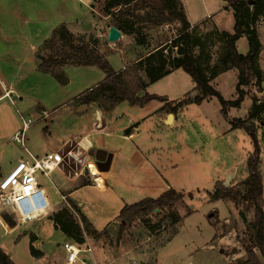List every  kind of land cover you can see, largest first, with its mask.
<instances>
[{"label": "rangeland", "instance_id": "1", "mask_svg": "<svg viewBox=\"0 0 264 264\" xmlns=\"http://www.w3.org/2000/svg\"><path fill=\"white\" fill-rule=\"evenodd\" d=\"M104 2L93 0V9L100 15ZM183 2L192 23L189 34L198 41L195 46L190 44L198 64L212 66L224 54L222 36L213 25L224 33H232L233 12L227 0ZM79 9L86 24L89 16L87 8L75 0H0V87L14 91L13 95L9 93L6 98L0 99V177L7 175L18 159L27 160L26 150L39 157L56 153V146L69 135H77L79 130H89L93 126L95 106L91 105L81 113L75 112V106L82 104L77 98L101 82L104 74L96 67L66 66L63 72L67 83L62 86L50 75L40 73L36 60L38 38L33 36L31 28L33 19L42 17L43 13L50 14L51 27H56L73 18ZM41 22H37L39 27ZM142 26V23L136 22L135 31L129 38L122 37L110 43V47L102 45L105 38L77 39L82 45L95 43L97 52L114 71L126 65L128 60L137 59L144 51L155 50L165 41H168L171 56L177 55L176 49L172 47L179 37L177 24L154 29H144ZM106 27H100L97 34L106 33ZM261 27L259 20L256 30ZM240 40L236 44L237 50L245 53L246 44L243 39ZM37 54L43 59L42 51L38 50ZM251 87L244 89L248 98L252 99L251 106L259 101L263 104L264 93H260L261 88ZM214 88L224 100H233L234 82L229 74L219 79ZM191 89L189 76L179 71L151 84L145 93L158 97L168 95L174 102L182 92L179 99H186L183 97L186 93L187 98L192 99L196 93L191 92ZM205 100L199 105L187 103L172 126L162 121L168 111L164 107L159 109L158 100L142 108L122 103L103 116L108 124L106 134L92 136L90 142L96 150L109 148L117 150L119 154L109 170L111 175L106 181L107 192L88 187L72 197L79 203V212L98 233L97 237L88 236L81 249L90 248L100 262L107 255H113L119 247L135 252L136 258L129 254L114 264H130L134 258L132 264H238L245 260L243 244L249 242L254 221L253 210L246 209L239 200L212 202L210 197L215 184L224 187L228 178L227 188L234 187L242 191V186L234 184L248 176L245 159L252 153L254 146L243 129L226 130L223 121L226 116L222 115V107L216 98ZM39 107L44 113L39 112ZM246 109L229 110L226 115L230 119L243 118ZM259 119L264 120V107ZM28 120L35 124L20 136L23 121ZM129 121L141 125L138 137L131 142L123 140L125 132L131 127ZM253 126L260 150V172L264 187V128L258 122H254ZM13 135L22 138L23 147L13 139ZM107 154L112 156L111 152ZM70 162L65 165V170L73 173L74 165ZM89 162L96 167L94 158L89 156ZM97 171L99 175L96 177L101 179L99 187L103 188L104 172ZM83 174L84 184L87 182L97 186L86 169ZM38 177L48 199H52L56 205L60 197L55 187L62 191L76 187V183H68L66 177L57 171L49 175V180L42 175ZM168 188L183 195L181 203L161 211L155 209L149 216L134 220L120 229L117 216L124 205H132L147 198L156 199ZM30 189L34 195L42 196L43 202L36 199L44 215L47 206L45 196L36 188L30 186ZM63 201L56 212L66 208L79 223L76 211L70 208L68 201ZM24 203L26 209L20 210L21 214L26 218L35 217V208L29 205L28 200ZM262 203L264 214V191ZM2 212L0 208V249L14 264H64L62 245L69 239L55 231L48 220L56 212L49 211L45 219H34L13 228L6 224ZM31 234L38 238L32 245ZM30 245L34 250L43 252L44 256L32 257ZM81 256L86 261L90 257L88 253H82Z\"/></svg>", "mask_w": 264, "mask_h": 264}, {"label": "trees", "instance_id": "2", "mask_svg": "<svg viewBox=\"0 0 264 264\" xmlns=\"http://www.w3.org/2000/svg\"><path fill=\"white\" fill-rule=\"evenodd\" d=\"M227 3L233 12V33L226 34L216 30L222 36L224 54L212 66L198 64L197 56L190 46V44L195 46L198 41L189 34L191 26L179 0H105L101 14L111 19L113 27L122 36H131L135 31L136 22L142 23L144 29L177 24L179 37L172 46L176 49L177 55L171 56L168 41H165L160 43L155 50L147 51L135 62L115 72L104 57L97 52L95 43L90 46L79 44L77 37L73 36L64 26H60L41 45L39 50L44 53V57L37 69L42 74L50 75L63 86L67 83L63 72L64 67L98 68L104 74V79L77 99L83 105L93 104L101 111H109L122 103L142 108L151 101H164L162 98L145 94L146 89L149 85L179 69L190 77L194 90L197 92L196 96L192 99H185L183 103L199 104L205 99L214 97L222 107V115L226 116L229 107L238 108L240 106L246 95L245 88L251 86L260 88L262 83V72L256 65V57L260 50L256 24L264 16V0H227ZM241 37H246L247 40L249 52L246 55L236 50V42ZM229 70L237 72L236 98L226 101L213 89L210 82ZM141 75L145 77V80ZM262 103L252 105L247 119L243 121L234 119L229 122L231 129H243L254 146L252 153L246 159L248 176L239 184L243 187L242 191L234 187L225 188L218 183L215 184L214 192L210 197L212 202L224 199L239 200L244 203L246 209L253 210L254 221L251 224L249 242L243 244L245 260L238 264L264 263L263 184L260 172V150L257 147V136L253 126L254 122L261 125L262 120L259 116L264 107V102ZM178 105L166 104L164 109H167L168 114H174ZM95 181L100 183L101 179ZM182 199L181 193L169 189L156 199L147 198L132 205H124L117 216L120 229H124L134 220L149 216L155 209L161 211L171 208L181 203ZM68 204L78 214L79 223L66 208L56 212L49 220L52 221L55 231H59L69 241L81 246L84 244V235L97 237L98 233L74 203L68 202ZM33 240L34 237L30 236V241L33 242ZM29 251L32 257H41L40 252L34 250L32 246L29 247ZM0 264H14L2 249H0Z\"/></svg>", "mask_w": 264, "mask_h": 264}, {"label": "crops", "instance_id": "3", "mask_svg": "<svg viewBox=\"0 0 264 264\" xmlns=\"http://www.w3.org/2000/svg\"><path fill=\"white\" fill-rule=\"evenodd\" d=\"M80 6H85L87 8V11H88V17H87V22L86 24L83 22V14L81 12V9L78 10V12H75L74 13V17L73 18H69V20H65L66 22L63 21L62 24H59L57 25L56 27H51V24H50V21L51 19L49 20V16L50 14H44L42 15V17H38L37 19H33V21L31 22L32 25H31V28H32V34L34 37H37V41H38V49L36 51V60H37V67L38 65L40 64V62L43 60L40 56L38 57L37 53H38V50L40 49L41 45L43 44L44 41H46L50 35L52 34V32L54 30H56L58 27L60 26H64L73 36L75 37H83L82 39L84 40H88V39H95V38H105V42H102L104 45V47H110V43L107 41V36H108V30H109V27L113 26L112 25V22H111V19L109 17H106V16H103V15H100L98 14L93 8H92V5H93V0H75ZM182 7H183V10H184V13H185V16H186V19L187 21L189 22V24L192 26V23L189 21V18H188V15H187V12H186V9H185V3L183 2V0H179ZM231 10V9H230ZM44 11V10H43ZM232 12V11H231ZM233 14V13H232ZM207 17H209V15H206ZM210 19V18H209ZM234 19V18H233ZM42 21V22H41ZM234 21V20H233ZM37 22H41L40 24V27H39V23ZM264 22V20H263ZM102 26H107L106 29H107V32L106 33H101L102 35H98L99 34V28ZM214 28L218 31V32H222L220 30H218L215 25H213ZM98 33V34H97ZM233 33V32H232ZM230 33V34H232ZM95 34V36H93ZM98 36H97V35ZM226 34H229V33H226ZM257 35H258V39H259V43H260V50L258 51V54H257V57H256V65L258 66V68L261 70L262 72V83L260 85V88H261V91L260 93H264V61H263V54H264V27H261L259 30H257ZM122 37H125V38H129L130 36H122L121 35V38ZM124 39V38H123ZM240 39H243L244 40V44H246V47H247V51L245 53H240L238 50H237V47H236V50L238 53L242 54V55H246L248 52H249V48H248V44H247V40H246V37H241ZM238 40L237 42H240L241 40ZM236 42V44H238ZM134 47V46H133ZM131 47V48H133ZM136 47V46H135ZM98 48V47H97ZM137 48V47H136ZM158 48V47H156ZM155 48V49H156ZM147 51H144L143 54H145ZM141 56V54L139 55ZM138 56V57H139ZM137 57V59H138ZM137 59H134V60H128L126 62V65L129 64L130 62H135ZM125 64L122 65L119 69L115 70V72H118L120 70H122L125 66ZM179 71H182V70H175L173 72H171L169 75L167 76H170L171 74H174L176 72H179ZM183 72V71H182ZM186 74V73H185ZM226 74H229L232 78H233V82H234V95H233V100L236 98V93H235V88H236V83H237V72L236 70H229V71H226L222 74H220L219 76H217L216 78H214L211 82H210V85L213 87V89L215 90L214 88V85L216 84V82L221 79L224 75ZM167 76L163 77V78H166ZM162 78V79H163ZM190 79V77H189ZM161 80V79H160ZM190 82H191V92H194L196 93L195 96L197 95V92L194 90V84L192 83L191 79H190ZM100 83V82H99ZM156 83V82H155ZM188 83V82H187ZM95 85L97 84H94L93 86H91L89 89L93 88ZM150 86V85H149ZM148 86V87H149ZM147 87V89H148ZM252 88V87H251ZM88 89V90H89ZM146 89V90H147ZM216 91V90H215ZM86 92V91H85ZM11 94L13 95L14 94V91L12 89H7L5 90L3 87H0V99H3V98H6V95L7 94ZM146 94V93H145ZM183 94L182 93H179L178 97H176L175 99H178V100H175L174 102H172V99H170V97L168 95H161L162 97H159V98H162L164 99V101H160V105H159V109L160 108H163L164 106L163 105H166V104H171V106H175V105H178V109L176 110V112L174 114H171L172 115V120L170 123V126L174 125L175 121L179 118V116L181 115V112L182 110L186 107L187 103H183V101L185 100H181L179 99V96H181ZM187 95V96H186ZM155 96V95H153ZM235 96V97H234ZM158 97V96H156ZM184 98L187 99L188 97V93L184 94L183 95ZM182 97V98H183ZM203 101H206V100H203ZM202 101V102H203ZM201 102V103H202ZM82 103V102H81ZM192 103V102H191ZM199 103V104H201ZM251 103H252V99H249L247 94L245 95L243 101L241 102L240 106L238 108H232V107H229L226 111V113H229L230 111L229 110H239L241 107H245L246 109V115L244 116L245 119H247L250 111H251ZM198 104V105H199ZM247 104V106H246ZM93 105V104H90L88 106L86 105H83V104H77L75 106V112L76 113H81L87 109L90 108V106ZM95 106V105H94ZM96 108V106H95ZM39 109V112L40 113H44V110L42 108H38ZM113 109L109 110V111H101V110H98L97 108L95 109V112H96V117H95V121L93 123V126L91 129L89 130H85V131H81L79 130V132L77 133V135H69L65 140L61 141V143H59L58 146H56V149L54 151H56V153H61V154H64L65 152L71 150L72 152H77L78 154H80V158L83 160V163L84 164H90L89 162V156H88V151L89 150H96L94 149V145L90 142V138L92 136H96V135H99V134H106V131L108 130V127H107V123L103 120V116L106 115L107 113L111 112ZM169 114H167L165 116V120L163 119L162 121L163 122H167V117H168ZM243 117V118H244ZM243 118H231L232 120L234 119H239V120H245ZM41 118H39L37 121H39ZM162 119V118H161ZM231 119L226 115L225 119L223 120L224 121V124L226 126V130L228 132L230 131H234L231 129V126H230V121ZM128 124L131 125L130 128H128L127 132H125L124 136H123V140L125 141H128V142H131L132 140L136 139L139 135V128L141 127L140 123L137 122V123H134L133 121H129ZM100 128V129H99ZM236 130V129H235ZM14 136V135H13ZM14 138V137H13ZM259 145V143H258ZM98 150H105L106 153L108 152H111L112 153V156H111V161H110V165H109V168L107 171L104 172V176H103V188H100L99 185L97 186H91L89 184H84L83 183V180L85 179L83 177V172L85 171V168L84 166H82V168H77V172L76 173H71L69 171H66L65 170V165L62 164V166H60L59 168L53 170L51 173L54 174L55 171H57L58 173L60 174H63L66 179H67V182L68 183H76V187L73 188V189H68V190H60L58 187H55L56 190H57V194L59 195L60 197V201L59 203L56 205L52 199H48L47 197V194L45 193V190L42 189L40 183H39V178L37 179V189L40 190L43 195L45 196L46 200H47V206L45 207V213L43 216L39 217L37 220L40 221L41 219H45L44 217H46L48 215V212L49 211H53V212H56L60 207H61V204H63V200L62 198H64L66 201L68 202H71V203H74L76 204V206L79 205L78 202L74 201L73 200V196L79 191V190H82V189H85V188H88V187H95L97 190H99L100 192H107V183L106 181L108 180V178L110 177L111 175V171L109 172L110 168H111V165L113 164L114 160H116L118 158V152L117 150L115 151L114 149H109V148H101V149H98ZM25 154L27 155L26 159L27 161H30L31 160V157L35 158V159H42L45 155L49 154H45L41 157L39 156H36V155H31L27 150L25 151ZM24 161L23 159H18L15 164L12 166V168L19 162V161ZM245 163H246V159H245ZM95 166V165H94ZM12 168L9 170V172L12 170ZM96 168V167H95ZM50 173V174H51ZM49 174V175H50ZM49 175L45 178H47L49 180ZM98 175H99V172H98ZM6 176V175H5ZM41 176V175H39ZM92 177V176H91ZM94 177V176H93ZM1 178V177H0ZM93 179V178H92ZM230 178H228V181H229ZM243 180L237 182L234 184V186L240 184ZM50 182H52L53 184H55V181L51 180ZM225 184V183H224ZM263 184V182H262ZM228 186V185H227ZM227 186L224 185L225 188H227ZM62 187V186H61ZM170 188H168L169 190ZM263 191H264V187H263ZM32 196L35 198V205L36 207H38V203L37 204V199H40L41 202L42 199H41V195L38 194V195H34L32 193ZM36 196V197H35ZM33 206V205H31ZM34 207V206H33ZM41 207V205H40ZM1 208V207H0ZM35 208V207H34ZM39 208V207H38ZM3 212H2V215L3 214H9L12 219L16 222V225L19 224L21 225L22 223H27V222H23L21 220H16V218L8 211V210H4V209H1ZM36 211V210H35ZM82 213V212H81ZM83 214V213H82ZM36 220V221H37ZM49 220V219H48ZM50 223H51V226L53 227V224H52V221L49 220ZM15 225V226H16ZM59 232V231H58ZM63 235V234H62ZM30 236L34 237V240L33 242L37 241L38 238L35 234H31ZM63 237H65L63 235ZM88 236H85L84 235V241L85 239H87ZM31 245H32V242H30ZM30 245V246H31ZM29 246V247H30ZM42 253V254H41ZM41 257L42 258L44 256L43 252H41ZM129 254H132L135 256L136 258V254L135 252H133L132 250H129V249H125V248H121L119 247L118 250H116L115 253H113V255H107L105 260H103V262H107L106 264H114V263H117L118 261H121L122 259H124V257L128 256ZM90 257H89V260H87V263H91V264H103V262H100L98 260V256L96 255H93V253L91 252L90 254ZM135 258L133 261H135ZM146 259V258H145ZM261 260V259H260ZM130 264H132V262ZM262 262V261H261ZM262 264H264L262 262Z\"/></svg>", "mask_w": 264, "mask_h": 264}, {"label": "built area", "instance_id": "4", "mask_svg": "<svg viewBox=\"0 0 264 264\" xmlns=\"http://www.w3.org/2000/svg\"><path fill=\"white\" fill-rule=\"evenodd\" d=\"M260 25L264 27V22L260 19ZM261 101L257 102L258 104ZM35 122L23 121L21 134H22ZM264 128V120H262L261 125ZM17 143H20V146L23 147L22 138L14 136L13 138ZM64 159H67V163L72 161L73 169L76 173L78 167L84 166V168L89 172V166L91 164H84L83 160L80 158V154L77 152H72L71 150L61 153H50L45 155L42 159H35L31 157L30 161H19L12 170L4 177L0 178V207L1 209L8 210L15 218L18 217L23 222L31 221L35 218H26L23 216L19 210L18 204L22 201L24 194L22 188L31 186L37 189V179L38 175L47 177L53 170L62 166L66 163ZM64 165H69V164ZM94 166V165H93ZM90 174V172H89ZM98 180L99 178H94ZM99 185V183H97ZM22 192V194H21ZM65 200L64 198H62ZM62 250L64 253V264H88L86 259L81 256L82 253H91L90 248L81 249L80 245H76L71 241L63 243Z\"/></svg>", "mask_w": 264, "mask_h": 264}, {"label": "water", "instance_id": "5", "mask_svg": "<svg viewBox=\"0 0 264 264\" xmlns=\"http://www.w3.org/2000/svg\"><path fill=\"white\" fill-rule=\"evenodd\" d=\"M226 1V0H224ZM250 4V2H249ZM121 39V33L114 28L113 26L109 27L108 30V36H107V41L109 43H115L116 41ZM172 119V115L169 114L167 117V122H170V120ZM88 156L94 158L95 162H96V167L99 171L105 172L108 170L109 165H110V161H111V155L107 154L105 151L103 150H89L88 151ZM225 186L228 185V179L224 184ZM3 219L5 220L6 224L13 228L16 225V222L12 219V217L9 214H3Z\"/></svg>", "mask_w": 264, "mask_h": 264}, {"label": "bare ground", "instance_id": "6", "mask_svg": "<svg viewBox=\"0 0 264 264\" xmlns=\"http://www.w3.org/2000/svg\"><path fill=\"white\" fill-rule=\"evenodd\" d=\"M171 120H170V122H171ZM89 172L94 177H96L98 175V171L95 168V166H93V165L89 166ZM22 191H23L24 197H23L22 201L18 204L19 210H25L26 209V204L24 203V201L28 200L29 205H33L35 207V210H36L35 218L43 216V211H40L39 208H37L35 205V199L32 196L30 186L22 188ZM21 194H22V192H21Z\"/></svg>", "mask_w": 264, "mask_h": 264}]
</instances>
